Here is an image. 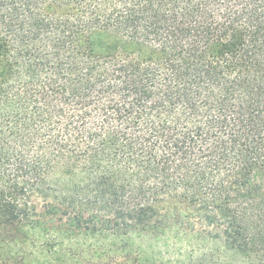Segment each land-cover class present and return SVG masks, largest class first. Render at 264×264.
Returning <instances> with one entry per match:
<instances>
[{"label":"trees","instance_id":"1","mask_svg":"<svg viewBox=\"0 0 264 264\" xmlns=\"http://www.w3.org/2000/svg\"><path fill=\"white\" fill-rule=\"evenodd\" d=\"M235 257L264 264V0H0V264Z\"/></svg>","mask_w":264,"mask_h":264},{"label":"rangeland","instance_id":"2","mask_svg":"<svg viewBox=\"0 0 264 264\" xmlns=\"http://www.w3.org/2000/svg\"><path fill=\"white\" fill-rule=\"evenodd\" d=\"M55 178H56V180L58 179V174L57 175H54L51 178V180H54ZM33 200L37 204L38 209L39 210H42V206H43V203L45 201L44 198L41 195H36L33 198ZM191 222L196 223L197 233H195V234H197V235L194 236L193 240H191V239L184 240L183 245H184V247L187 248V251L189 250V248L187 247V245H191V247L195 246V249H199V245L202 242V239L204 238V241L207 242V248H209L210 250L212 248L216 252V256H215L216 257V260H219V261H217V263H222L221 262L222 260H220V258L222 259V253H223L224 248L222 246L221 240H210L208 238L206 232H201V233L198 232V230H202L203 229L202 226H201V224L198 223V220L197 221L191 220ZM188 226H189V224H188ZM207 230H209V229H207ZM189 233H192V232H189ZM174 254L175 253H172L171 252L170 254H168V256H173ZM238 258L235 257L233 259H230L231 264H244ZM223 261H224V258H223ZM217 263L215 262V264H217Z\"/></svg>","mask_w":264,"mask_h":264}]
</instances>
